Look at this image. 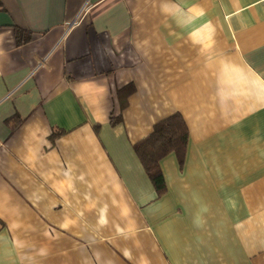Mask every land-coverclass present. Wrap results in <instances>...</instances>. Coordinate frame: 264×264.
Returning a JSON list of instances; mask_svg holds the SVG:
<instances>
[{
    "label": "crops",
    "instance_id": "obj_1",
    "mask_svg": "<svg viewBox=\"0 0 264 264\" xmlns=\"http://www.w3.org/2000/svg\"><path fill=\"white\" fill-rule=\"evenodd\" d=\"M0 2V264H264V0Z\"/></svg>",
    "mask_w": 264,
    "mask_h": 264
},
{
    "label": "trees",
    "instance_id": "obj_2",
    "mask_svg": "<svg viewBox=\"0 0 264 264\" xmlns=\"http://www.w3.org/2000/svg\"><path fill=\"white\" fill-rule=\"evenodd\" d=\"M3 10L0 2V11ZM18 45L30 41L31 37L22 30H15ZM10 123V121H8ZM18 126L16 125L14 129ZM55 138V137H54ZM189 132L183 117L176 114L155 125L153 132L135 145L136 153L152 181L158 196L166 192V182L160 168V161L171 153H175L180 162L188 146ZM3 226L0 220V228Z\"/></svg>",
    "mask_w": 264,
    "mask_h": 264
}]
</instances>
